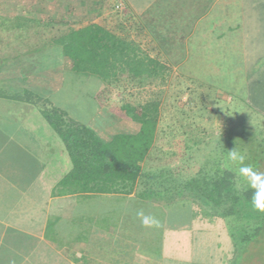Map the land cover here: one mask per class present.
I'll return each mask as SVG.
<instances>
[{"label": "crops", "instance_id": "obj_1", "mask_svg": "<svg viewBox=\"0 0 264 264\" xmlns=\"http://www.w3.org/2000/svg\"><path fill=\"white\" fill-rule=\"evenodd\" d=\"M95 1L56 0L58 18L30 19L25 50L19 49L20 24L0 19V264H251L252 257L237 260L238 245L216 213H164V201L155 197L84 195L63 185L72 162L45 112L86 125L104 139L138 128L132 120L127 131L116 128L119 118L98 99L105 83L66 67L61 45L51 44L52 34L59 38L89 20L105 21L124 36L117 21L96 17ZM121 1L133 19L122 38L140 56L184 61L172 68L175 74L206 75L201 70L210 68V74L220 75L218 61L237 41L248 103L261 109L253 100L264 91V0ZM47 3L30 11L50 13ZM67 75L70 81L87 79L89 92L68 89ZM78 93L91 101L77 100ZM82 108L89 109L87 115L80 114Z\"/></svg>", "mask_w": 264, "mask_h": 264}, {"label": "rangeland", "instance_id": "obj_2", "mask_svg": "<svg viewBox=\"0 0 264 264\" xmlns=\"http://www.w3.org/2000/svg\"><path fill=\"white\" fill-rule=\"evenodd\" d=\"M92 1L93 3L88 4L94 5L95 0ZM5 2L11 3L13 6L11 4L10 6L16 11L11 10L9 15L0 13V19H13L20 24V37L10 27L7 28L14 36L19 37L20 50H25L27 45L30 46V38H24L30 36V19H42L43 16L46 18L48 15L49 18H58L59 13L56 9L60 6L56 0H49L50 3H47L50 4L49 10H53L50 13L30 11L32 6L43 5V0H0V11L2 7L9 9ZM95 3L94 11L99 10V16L96 17L109 19L111 22L117 21L114 24L118 33L121 36L128 35L127 26L131 25L130 21L132 22L133 19L132 15L127 16L126 7L121 0H97ZM88 4H84L82 9L88 7ZM88 15L95 17L93 12H89ZM35 29L37 28H34V31ZM46 30L48 31L49 28ZM55 30L59 29L52 28V33H55ZM52 35L56 37V34ZM54 36L51 38V44L59 42ZM36 39V41L40 40ZM48 41L44 42L48 44ZM227 49L230 52L225 54L227 58L218 61L220 68L217 73H221L220 75L210 74L212 72L210 68L201 70L206 72V75L192 77L184 73L175 74L176 70L172 68L178 67L179 60H162V63L171 64V70H166L168 72L165 77L161 76L152 83L141 85L129 81L126 76L118 75L110 79L98 95L106 110L119 118L116 128L119 127L122 131H127L131 126L127 123V119L111 112L110 106L121 105L125 101L133 103L159 101L157 149L174 161L160 170L147 172L142 178L144 183H140L137 191L151 190V193L154 191L153 194L145 196L162 199L163 207L166 209L177 201L179 207L180 205L185 207L187 204L190 210L216 213L218 209L212 207L198 191L190 189L187 186L188 182L199 180L205 175L214 176L216 169L223 167L227 160L228 151L234 148L245 154L248 161L250 157L254 161L255 156H258L257 160L260 162L259 158L264 157V115L260 113L264 112V91L260 92V97L256 96L253 100V103L256 102L261 107L256 111L247 100L249 93L246 91L240 44L236 41L232 45H227ZM69 78L72 77L67 75L68 89L76 87L81 88L79 92H89L88 86L91 84L87 83V79L83 77L70 81ZM251 87L254 90L257 86L252 84ZM252 92L256 94L255 91ZM79 99L82 102L91 101L90 98H83L81 93H78L77 100ZM88 110L82 108L80 114L87 115ZM235 178L238 179V176ZM236 185L239 186L237 183ZM243 206L245 205H241ZM247 207L253 209V206ZM225 209L221 206L220 210L225 211ZM238 211L241 212L242 208H238ZM230 222L232 227L230 226L229 230L232 232L237 229L234 227L237 224L232 220ZM236 240H240L239 235L236 236ZM250 249L253 253L251 264H256L255 259L260 257V254L256 253L259 248L253 244Z\"/></svg>", "mask_w": 264, "mask_h": 264}, {"label": "trees", "instance_id": "obj_3", "mask_svg": "<svg viewBox=\"0 0 264 264\" xmlns=\"http://www.w3.org/2000/svg\"><path fill=\"white\" fill-rule=\"evenodd\" d=\"M10 4L5 2L9 9L2 7L4 12L0 13L9 15L11 10L16 11ZM98 22L100 23L84 21L82 25L71 26L64 35L56 37L63 50L66 67L97 75L105 83V87L110 79L118 75L126 76L129 81L141 85L167 75L170 63L140 56L135 52V45L110 30L105 21ZM181 63L182 60H179V64ZM109 110L120 118L136 122L137 130L131 133H108L109 136L104 139L105 137L102 138L86 125H72L55 111L45 112V116L51 120L50 123L64 141L72 162V169L64 178L63 185L68 187L70 193L84 195L134 193L137 197H145L153 194L154 191L151 193V190L137 191L140 183H144L142 178L147 172L160 170L174 161L157 149L159 101H125L121 105L110 106ZM257 157L255 156L254 161L250 157V161L246 159L245 163L264 171V157L259 158L262 160L260 162ZM237 167L226 160L223 167L216 169L214 176L205 175L199 180L194 179L187 186L198 191L212 207L217 208L216 215L223 217L228 227H232L231 220L238 225H234L237 229L232 232L229 230L239 248L237 260L241 257L244 262L251 257L253 260L250 247L254 244L259 248L256 253L260 254L255 263L264 264V213L254 207H247L253 206V190L246 187L243 178L236 171ZM185 205L179 207L174 203L168 209L164 208L163 212H197ZM221 206L226 208L225 211L220 210ZM238 208H242V211L239 212ZM203 212L213 215L210 211ZM171 222L174 221L168 219L167 225L171 226ZM237 235L240 240H236Z\"/></svg>", "mask_w": 264, "mask_h": 264}, {"label": "clouds", "instance_id": "obj_4", "mask_svg": "<svg viewBox=\"0 0 264 264\" xmlns=\"http://www.w3.org/2000/svg\"><path fill=\"white\" fill-rule=\"evenodd\" d=\"M247 157L236 148L228 151L227 160L233 165H237L236 171L243 178L247 188L253 190L252 205L264 213V171L254 168L251 164H246Z\"/></svg>", "mask_w": 264, "mask_h": 264}]
</instances>
